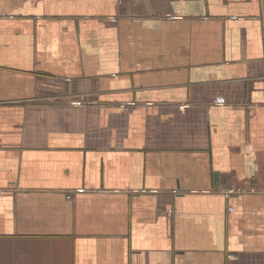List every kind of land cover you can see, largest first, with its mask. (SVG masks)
<instances>
[{
  "label": "crops",
  "instance_id": "obj_1",
  "mask_svg": "<svg viewBox=\"0 0 264 264\" xmlns=\"http://www.w3.org/2000/svg\"><path fill=\"white\" fill-rule=\"evenodd\" d=\"M0 264H264V0H0Z\"/></svg>",
  "mask_w": 264,
  "mask_h": 264
},
{
  "label": "built area",
  "instance_id": "obj_2",
  "mask_svg": "<svg viewBox=\"0 0 264 264\" xmlns=\"http://www.w3.org/2000/svg\"><path fill=\"white\" fill-rule=\"evenodd\" d=\"M224 101L223 100H215L214 101V104H217V105H220V104H223ZM127 105V104H126ZM126 105H123V107H126ZM128 105H133V103H129ZM184 105H182L181 107H183ZM170 212H174V211H170Z\"/></svg>",
  "mask_w": 264,
  "mask_h": 264
}]
</instances>
